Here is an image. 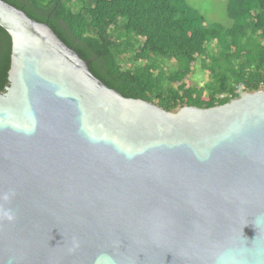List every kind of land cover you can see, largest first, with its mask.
I'll list each match as a JSON object with an SVG mask.
<instances>
[{"label":"water","instance_id":"obj_1","mask_svg":"<svg viewBox=\"0 0 264 264\" xmlns=\"http://www.w3.org/2000/svg\"><path fill=\"white\" fill-rule=\"evenodd\" d=\"M0 264H264V88L126 98L0 0Z\"/></svg>","mask_w":264,"mask_h":264},{"label":"trees","instance_id":"obj_2","mask_svg":"<svg viewBox=\"0 0 264 264\" xmlns=\"http://www.w3.org/2000/svg\"><path fill=\"white\" fill-rule=\"evenodd\" d=\"M3 1L53 29L126 98L166 110L209 108L264 88V0H226L229 27L208 24L187 0ZM10 54L11 39L0 27V91ZM198 59L208 81L186 85ZM169 62L175 67L168 70Z\"/></svg>","mask_w":264,"mask_h":264},{"label":"rangeland","instance_id":"obj_3","mask_svg":"<svg viewBox=\"0 0 264 264\" xmlns=\"http://www.w3.org/2000/svg\"><path fill=\"white\" fill-rule=\"evenodd\" d=\"M188 4L198 10L205 18L208 24L217 23L224 27H229L231 21L226 15V0H187ZM167 69L175 67L174 62H169ZM186 85L202 86L208 81L207 72L201 68L199 59L192 67L191 75L185 79ZM174 88L178 87V84L173 85Z\"/></svg>","mask_w":264,"mask_h":264}]
</instances>
